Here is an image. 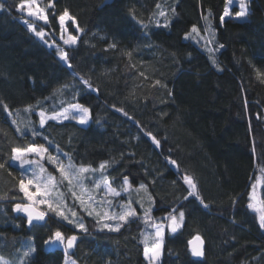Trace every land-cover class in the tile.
Here are the masks:
<instances>
[{"label":"trees","instance_id":"16d2710c","mask_svg":"<svg viewBox=\"0 0 264 264\" xmlns=\"http://www.w3.org/2000/svg\"><path fill=\"white\" fill-rule=\"evenodd\" d=\"M0 2V255L14 264H149L144 235L176 209L183 223L174 233L166 227L160 264H264V228L249 207L264 203V0H244L247 17L236 16L234 5L223 20L227 0H55L47 25L18 11L20 0ZM65 9L75 17L67 25L79 36L73 46L63 44L53 18ZM32 23L48 33L44 40ZM70 103L90 109L88 124L69 118L40 126L41 109L51 114ZM29 143L96 169L85 173L91 190L102 177L121 192L127 178L132 189L111 196L110 208L119 213L131 200L137 216L110 231L103 223L116 221L98 222L66 192L86 232L60 217L27 228L14 206L26 203L19 180L28 165L11 157ZM42 163L59 181L55 166ZM184 176L199 198L185 199ZM255 183L258 203L250 199ZM57 228L78 236L74 254L46 246ZM196 235L204 240L201 258L189 245ZM29 246L35 251L25 259Z\"/></svg>","mask_w":264,"mask_h":264},{"label":"snow or ice","instance_id":"6c2138e0","mask_svg":"<svg viewBox=\"0 0 264 264\" xmlns=\"http://www.w3.org/2000/svg\"><path fill=\"white\" fill-rule=\"evenodd\" d=\"M228 4L232 3V0H227ZM159 7V5H157ZM5 8V4L0 2V10ZM55 8V0H49V3L46 7H41L37 0H20V3L17 5V10L20 12H26L27 16L34 17L36 20L43 21L45 25L49 24V14L48 9ZM174 11V9H173ZM160 15L164 16L165 13L163 11L160 12ZM231 13L227 7H225L223 15L220 17L221 20L225 16H230ZM246 15L244 0H241L240 3V11L236 13V16L243 17ZM53 18L58 19L61 35L60 39L63 41L64 45L73 46L76 45L79 36L72 35L68 33L67 22L72 21L75 23V17L72 16L68 9H65L62 14L58 17L55 16L53 12ZM28 27L33 31L37 37L44 40V38L48 35L43 30L37 31L35 24H28ZM82 32V29H79V26L76 25L74 29ZM192 33L199 34V29L196 26H193ZM65 33H67V38H65ZM191 35V33H189ZM54 43V42H53ZM115 47V45H112ZM57 51L60 53V56L67 61L69 59L68 53L64 51L63 48L57 46ZM70 66V65H69ZM143 75V73H141ZM84 85H87L89 88L92 86L88 83L87 80H82ZM160 81L157 80L156 84H159ZM25 111H32V106L29 105ZM9 115H11L9 113ZM39 115V124L43 127L48 123L49 120L52 121H62L68 120L70 117L72 119H78L80 124H85L90 119V109L85 107L83 104L79 103H70L67 107H63L60 111H53L51 114H47L43 109L38 112ZM125 116H128V113H124ZM13 123H16L13 121ZM30 123V122H29ZM27 126V125H26ZM17 131H20L19 127H17ZM23 134V133H22ZM36 133L33 132V135ZM146 135L150 136L152 141L156 146H159L160 141L156 139L155 136H152L151 132L146 133ZM47 139V138H45ZM67 155V154H63ZM35 156L37 159H31L30 157ZM61 153L59 149H57V155H52L49 153L48 147L44 145H36L29 143L26 146H17L12 149V157L11 159L15 162H18L21 167L24 165L30 166V175L31 178H22L19 180V190L24 194L26 198V203H16L15 211L20 213H25L27 217L28 225L32 226L33 222L36 221L37 224L41 227H45L48 224L49 220H54L56 217H60L63 221H67L69 224L75 223L76 227L84 232L87 231V228L82 219H77V212L74 210V207H69L67 201L65 199V193L60 191V187H65L67 192L70 193L72 198L76 201H79L80 207L87 212V215L93 216L95 214L96 217L99 218L100 221H116L115 224L112 223H103V228H107L110 231H119L122 224L120 222L127 223L130 217L137 216L136 209L132 206V201L129 200L125 205H119L121 211L119 213H111L105 211L103 214L96 211L93 204L97 205V207L106 204L108 207H112L111 201H97L95 196H93L90 192H88V201H85L82 195H77V192L74 191V188H80L81 192H86L87 190L83 188L84 179L86 177L83 176L84 173L95 172L96 169H92L90 166H80L76 167L71 158H68V163L65 164L64 161L60 158ZM47 161V163L52 166L54 165V171H58L60 180L58 181L56 176L51 173H47V169L41 161ZM107 162L100 164V170L105 169ZM173 165L176 164V161H171ZM5 165L0 163V169L4 168ZM37 169L39 171H37ZM264 171V169H262ZM184 183L188 185L190 191H188V196L185 197L187 199L189 196L199 198V194L197 191V185L194 180L189 176L183 177ZM67 183L64 184L63 182ZM101 183L104 186V194L106 196L110 195L112 197H119L121 195L120 191H117L116 188L111 187L110 181L107 179H102L100 182H94V188L100 189ZM32 186L35 190L31 191L30 187ZM141 189L146 190V186L144 184L140 185ZM132 189V185L129 183L127 178L123 180L122 191H129ZM250 199H255V186H253L252 192L250 193ZM90 202V203H89ZM201 203L203 200L201 199ZM40 206H44L43 210H40ZM207 207V205H204ZM142 207V205H141ZM250 208H255L256 211L260 213L259 215V223L262 228H264V203H261L260 207H257L255 204L250 203ZM150 209L145 210L144 219L145 221H149L151 217L148 215ZM51 213V215H49ZM176 209H173L172 212L167 216L168 223L165 225L163 223H153L152 228L154 232L147 233L144 235V256L149 261V264H157L162 255L163 243H164V232L165 227L170 228V230L174 233L178 230L179 227L182 226L184 219V212L179 211L178 217ZM78 237L76 235L65 236L62 231L57 228L52 235L48 238L46 243L49 245L58 243L63 246L64 251L67 253L69 249L75 247ZM152 240L151 246H148V241ZM203 243L201 236L196 235L189 244L192 245L191 251L192 255L197 257L204 256ZM35 249L31 246L27 248L26 251L23 252V258H27ZM0 264H14L13 261L6 259L3 255H0ZM17 264H24V259H21L17 262ZM71 264H76V261H71Z\"/></svg>","mask_w":264,"mask_h":264},{"label":"rangeland","instance_id":"374dc122","mask_svg":"<svg viewBox=\"0 0 264 264\" xmlns=\"http://www.w3.org/2000/svg\"><path fill=\"white\" fill-rule=\"evenodd\" d=\"M37 3H39V2H37ZM240 3H241V0H232V3L229 5L228 2H227V4H226L225 7H227V8L229 9V11H231V8H232L234 5H238V6L240 7ZM39 4H40V3H39ZM40 6H41V4H40ZM41 7H42V6H41ZM226 17H227V16H225L224 18H226ZM245 17H247V13H246L245 16L240 17V18L242 19V18H245ZM224 18H223V19H224ZM42 22H43V21H42ZM69 22H72V21H68V22H67V25H68ZM43 23H44V22H43ZM68 33H70L69 28H68ZM60 35H61V30L59 31V38H60ZM64 35H65V38H67V33H65ZM70 118H71V117H70ZM75 120L78 121V119H75ZM89 120H90V119H89ZM89 120H88V122H89ZM78 122H79V121H78ZM88 122L85 123V125L88 124ZM30 158H31V159H37L35 156L30 157ZM60 158L64 161L65 164L68 163V160L64 159L63 156H60ZM42 162H43V161H41V163H42ZM15 164H16V165H19L18 162H15ZM29 169H30V166L28 165V167L25 169V172H24V178H25V179H27V178H31V175H30V171H29ZM37 171H39V170L37 169ZM83 176L86 177L85 173L83 174ZM102 179H104V178L99 177L97 180H95V182H100ZM66 183H67V182H66ZM253 186H255V199H252V201H253L254 203H258V195H257L258 183H255ZM29 187H30V190H31V191H34V190H35L32 186H29ZM83 188L86 189L87 191H86V192H81L80 188H78V187H77V188H74L73 190L77 192V195H82L83 198L85 199V201H88V192H90L93 196H95V198H96L97 201H101V200H103V201H109L110 198H111L110 195L106 196V195L104 194V186H103L102 183H101V187H100V189L91 190V189L89 188L88 184H87L86 179H84ZM252 189H253V187H252ZM60 191L65 193V199H66V192H67V189H66L65 187H60ZM251 192H252V190H251ZM121 193H122V191H121ZM69 194H70V193H69ZM70 197L72 198L71 195H70ZM26 202H27V201H26ZM78 202H79V201H78ZM89 203H90V202H89ZM256 206L259 207L258 204H257ZM92 207H94V208L96 209V211L100 212L101 214H103V212H105V211L109 212V214H111V213H113V212H115V213L118 212V210L111 209V208L108 207L106 204H103V205L100 206V207H97V205L93 204ZM41 210H42V209H41ZM120 211H121V208H120ZM165 225H166V224H165ZM152 232H154V229H153ZM165 232H166V227H165ZM165 232H164V235H165ZM148 233H149V232H148ZM151 244H152V240L150 239V240H149V243H148V246H151ZM46 246H47V247H63L62 245H60V244H58V243L51 244V245L48 244V245H46ZM162 251H163V249H162ZM161 256H162V255H161ZM160 262H161V257H160V260L157 262V264H160ZM65 264H71V260H69V261L66 260Z\"/></svg>","mask_w":264,"mask_h":264},{"label":"water","instance_id":"95a60500","mask_svg":"<svg viewBox=\"0 0 264 264\" xmlns=\"http://www.w3.org/2000/svg\"><path fill=\"white\" fill-rule=\"evenodd\" d=\"M40 210H41V209H40ZM14 212H15V213H18V212L15 211V207H14ZM22 214L26 217V214H25V213H22ZM26 218H27V217H26ZM33 224L38 225L36 221H34ZM27 226L30 227V225H28V223H27ZM73 235H76V234H73ZM76 236H77V235H76ZM77 237H78V236H77ZM201 238H202V237H201ZM192 239H193V238H192ZM192 239H191V240H192ZM191 240H190V241H191ZM202 240H203V238H202ZM203 241H204V240H203ZM77 242H78V239H77ZM77 242H76V245H75L74 248L69 249V250L67 251V254H68V255H72V254H74V252H75V250H76V247H77ZM189 245H190V248H192V245H191V244H189ZM203 250H204V243H203ZM195 257H197V256H195ZM197 258H201V257H197Z\"/></svg>","mask_w":264,"mask_h":264},{"label":"flooded vegetation","instance_id":"af4514ba","mask_svg":"<svg viewBox=\"0 0 264 264\" xmlns=\"http://www.w3.org/2000/svg\"><path fill=\"white\" fill-rule=\"evenodd\" d=\"M14 214L17 215V216H18V215L23 216V218H24V223L26 224V227L29 228V229H31V228H35L36 226H39V225L33 224L32 226L28 227V226H27V218H26L22 213H20V212L15 213V212H14Z\"/></svg>","mask_w":264,"mask_h":264}]
</instances>
